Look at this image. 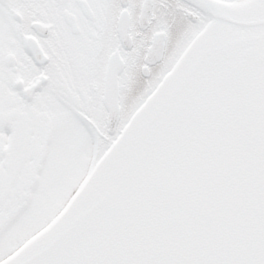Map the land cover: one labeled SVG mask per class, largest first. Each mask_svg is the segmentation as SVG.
<instances>
[{
  "label": "snow or ice",
  "instance_id": "obj_1",
  "mask_svg": "<svg viewBox=\"0 0 264 264\" xmlns=\"http://www.w3.org/2000/svg\"><path fill=\"white\" fill-rule=\"evenodd\" d=\"M0 264H264V0H0Z\"/></svg>",
  "mask_w": 264,
  "mask_h": 264
}]
</instances>
